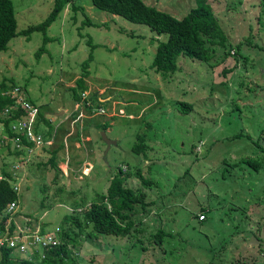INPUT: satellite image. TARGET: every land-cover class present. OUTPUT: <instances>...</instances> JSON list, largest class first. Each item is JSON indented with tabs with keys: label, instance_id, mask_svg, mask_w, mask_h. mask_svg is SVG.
Masks as SVG:
<instances>
[{
	"label": "rangeland",
	"instance_id": "rangeland-1",
	"mask_svg": "<svg viewBox=\"0 0 264 264\" xmlns=\"http://www.w3.org/2000/svg\"><path fill=\"white\" fill-rule=\"evenodd\" d=\"M53 1L12 0L17 30L42 21ZM144 2L177 18L195 5V0ZM209 2L232 45L230 56L215 49L218 60L212 66L180 56L178 70L165 76L151 67L163 35L99 10L90 0L65 5L47 29L53 39L39 57L41 32L8 42L0 52V81L19 86L51 116L53 126L76 107L70 88L83 72L92 43L97 46L87 67L88 87L78 104L83 114L90 93L110 104L126 102L124 111L118 105L113 111L107 103L108 110L86 118L89 136L80 142L75 137L80 130L73 129L47 149L24 146L25 156L15 155L12 140L10 148L0 144V174L2 169L13 173L15 164L25 166L12 215L15 227L39 226L56 235L61 225L69 227L63 222L66 214L82 215L106 192L119 167L127 173L137 166L151 185L134 176L126 180L144 193L146 202L129 211L131 235L84 237V230L78 264H264V153L253 142L264 128V0ZM181 101L191 104L189 112L178 109ZM129 111L140 115L123 116ZM66 120L61 134L71 124ZM101 132L115 143L108 146ZM138 133L146 136L148 146L141 154L131 149ZM55 147L60 171L47 163ZM241 157L260 158L261 168L256 172L242 162L235 166ZM158 229L168 233L160 244L154 242Z\"/></svg>",
	"mask_w": 264,
	"mask_h": 264
},
{
	"label": "trees",
	"instance_id": "trees-1",
	"mask_svg": "<svg viewBox=\"0 0 264 264\" xmlns=\"http://www.w3.org/2000/svg\"><path fill=\"white\" fill-rule=\"evenodd\" d=\"M70 1L71 0H54L53 7L42 21L18 31L12 0H0V52L7 50L8 42L13 37L21 35L28 40L31 33L38 31L42 33V43L35 53L36 57H39L46 49V43L53 39L47 35V29L57 19L65 5ZM90 2L99 10L122 17L132 23L146 25L157 35H163V38L157 39L156 50L151 62V67L155 72L163 76L167 73L172 74L178 70L179 67L177 62L180 56L197 59L210 66L215 65L218 60L214 52L215 49H217V51L222 50L224 55L230 56L232 45L228 40L226 31L220 25V21L209 0H195V5L181 18H177L166 11L149 5L145 3L144 0H90ZM72 6L75 11L77 9L82 10L81 7ZM91 42V39H89L88 43L91 44ZM96 46V44H91L89 55L82 63L83 72L76 79L75 86L70 88L73 93L74 101H80L84 91L87 90L88 86L85 83V79L89 74L87 67L92 59V50ZM235 67L236 65L231 66L230 69L224 72V75L226 73H231ZM15 86L13 82L7 84L5 78L0 81V122L3 123L10 137H19L18 141L20 143L33 146V143L28 142L25 137L18 136L10 130V123L26 115V111L18 106L14 113H10L5 117L3 116L4 109L13 107L18 101V97L7 93L9 89ZM84 98H86V104H84V106L91 114L98 111L100 107H105L107 104L106 101L101 100L98 93H90ZM26 99L38 108L35 129L40 130L41 126L44 125L47 128L45 135L48 136L53 128L51 122L43 113L40 105L28 99V97H26ZM191 107L190 103L181 101L178 109L187 113L190 111ZM103 124L102 128L106 129L108 125L106 123ZM260 137L253 142L255 145L259 146L260 151L264 153V128L263 134ZM136 141L137 142L132 145V151L136 154L147 152L148 146L146 144V136L138 133L136 135ZM0 144H8V148H10V143H8L7 140L0 141ZM52 149L53 150H50L52 155L48 158L47 163L50 164L52 168L59 170L56 156L59 147ZM25 151L24 148L15 149V155L25 156ZM238 162L245 163L257 172L261 168L263 161L258 157H241L239 161L234 162V165L237 166ZM136 168L137 170L135 172L124 173L121 167H119L117 173L111 177L106 192L99 193L98 199L92 201L88 207L83 210L82 215L66 214L63 222L68 223L69 227L66 228L64 225L59 227L56 234L59 240L58 244L45 248V256L42 260L40 259L38 261L36 257L31 261L26 258H16V256L11 254V247L5 242L0 245V264H78V257L81 255L80 245L84 243V238L82 237L83 232H85L84 230H86L84 237L102 235L104 237L112 236L113 238H126L130 236L134 221L130 219L129 211L138 203H141L142 206H146V202L144 200V193H142L140 189L136 191L132 187L127 186L126 180L134 176L142 185L147 186L151 182L149 178L141 173V170L137 166ZM14 180L10 171L2 169L0 178V229L4 228V223L8 216L2 215L6 204L19 199L20 194L15 192L12 185V181ZM70 224L73 225L76 230H74ZM14 228L15 225L12 220L9 227L10 234H12ZM40 231L44 232L42 228H40ZM134 235L137 237L136 230ZM165 235L167 236L168 233L158 229L155 233L156 238H154V242L160 244ZM137 241H141L139 237Z\"/></svg>",
	"mask_w": 264,
	"mask_h": 264
},
{
	"label": "built area",
	"instance_id": "built-area-1",
	"mask_svg": "<svg viewBox=\"0 0 264 264\" xmlns=\"http://www.w3.org/2000/svg\"><path fill=\"white\" fill-rule=\"evenodd\" d=\"M7 93L11 94L12 96L18 97V101L13 107L5 108L3 116L5 117L10 113H14L18 106L23 108L26 111V115L13 120L10 123V130L18 136L25 137L28 142L33 143V146H28L20 143L18 141L19 137H10L8 135V132L5 130L2 122H0V141L7 140L8 142H10V140H12L13 147L15 149L24 148V146L30 149L51 147L54 143V131H51V133L46 136V130L42 129V126L40 130L35 129L38 108L32 105L26 99L23 91L18 86L9 89ZM103 112V108L98 109V113ZM12 171L13 173H11V175L15 179L14 181H12V185L15 192L19 193V180L22 179L20 174L23 175L25 166L20 168L17 164L12 165ZM17 202L18 200L8 202L3 211V215H8V217L5 220L4 228L0 229V245L6 242L7 245L12 249L11 254H13V256H16V258H26L31 261L36 257L38 261L40 259L42 260V258L45 256V248L58 244L59 240L54 234L41 232L39 226L35 229H30L25 225H17L14 228L12 234H10L9 223L13 220L12 215H14V213H16L17 211ZM13 221L15 222V220Z\"/></svg>",
	"mask_w": 264,
	"mask_h": 264
},
{
	"label": "crops",
	"instance_id": "crops-1",
	"mask_svg": "<svg viewBox=\"0 0 264 264\" xmlns=\"http://www.w3.org/2000/svg\"><path fill=\"white\" fill-rule=\"evenodd\" d=\"M101 98V97H100ZM101 100L102 101H104L103 100V98H101ZM107 103H109V107H111V105L114 107V108H111L113 111H115V108L117 107L116 105H118V107H117V109H120V110H122V111H124V108L122 107L123 106V104H125L121 99H116V100H113L112 101V103L110 104V100H105ZM79 103H81L80 101H75L74 102V104H76V107H73V109L74 110H72V112H70L69 114H66V118L64 119L65 121L64 122H61L59 125H58V123H57V125H52L53 126V128H52V131H54V135H55V137H54V140H59V138H63V139H67V137L68 136H70L71 135V130L73 131V129H74V131H76L77 132V130L79 129L80 130V132H79V134H78V136H77V133L75 134V137H76V141H78V142H80V140H82V138H84V137H87V136H89V131H88V129H87V126H86V123H84V121H85V119L87 118L89 121L94 117V115H91V112L89 111V110H87L86 108H84V109H86L85 110V115L83 114V109H81V108H83L82 106H80V105H78ZM131 103V102H130ZM134 103V102H133ZM129 104V103H128ZM128 104H126V105H128ZM135 104V103H134ZM108 105V104H107ZM131 105V104H130ZM78 107V108H77ZM100 108H103V109H106V110H108L107 108H105V107H100ZM65 110V109H64ZM60 111V110H59ZM61 111H63V110H61ZM61 111H60V113H61ZM133 116V117H135L134 115H136V117H138L139 115H140V113H137V114H135L133 111H129V112H127L126 114H125V112H124V115L123 116H125V117H127V116H129V118L131 117V116ZM47 117H48V119L51 117V116H48V115H46ZM69 116V117H68ZM84 116V117H83ZM79 117V118H78ZM83 117V118H82ZM66 119H69V121H70V125H69V127L67 126V128H65V129H67V130H65L62 134L60 133V131H61V129H62V127H66V126H62V125H64V123H66L67 122V120ZM51 124H52V122H51ZM74 125L76 126V127H74ZM55 126H56V128H55ZM44 125L42 126V128L44 129ZM78 130V131H79ZM78 137V138H77ZM47 149V148H46ZM66 164H68V161L66 162ZM88 165H91V163L90 162H88ZM1 175V174H0Z\"/></svg>",
	"mask_w": 264,
	"mask_h": 264
},
{
	"label": "water",
	"instance_id": "water-1",
	"mask_svg": "<svg viewBox=\"0 0 264 264\" xmlns=\"http://www.w3.org/2000/svg\"><path fill=\"white\" fill-rule=\"evenodd\" d=\"M61 113H62V111H61ZM101 134H102V137H103V139L105 140V142L107 143L108 146H109L110 144L115 143V141H112V140L108 139V138L106 137V135H105L104 132H101Z\"/></svg>",
	"mask_w": 264,
	"mask_h": 264
},
{
	"label": "clouds",
	"instance_id": "clouds-1",
	"mask_svg": "<svg viewBox=\"0 0 264 264\" xmlns=\"http://www.w3.org/2000/svg\"><path fill=\"white\" fill-rule=\"evenodd\" d=\"M3 215V214H2Z\"/></svg>",
	"mask_w": 264,
	"mask_h": 264
}]
</instances>
